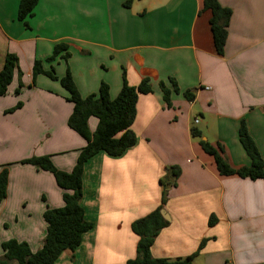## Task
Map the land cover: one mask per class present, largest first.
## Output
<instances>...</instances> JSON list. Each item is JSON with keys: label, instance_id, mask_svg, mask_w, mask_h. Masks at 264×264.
I'll list each match as a JSON object with an SVG mask.
<instances>
[{"label": "crops", "instance_id": "0c3cea01", "mask_svg": "<svg viewBox=\"0 0 264 264\" xmlns=\"http://www.w3.org/2000/svg\"><path fill=\"white\" fill-rule=\"evenodd\" d=\"M19 1L0 0V71L8 53L18 60L0 97V169L8 167L0 257L8 240L25 242L31 252L41 248L44 211L63 205L53 176L20 162L48 156L70 172L85 146L67 126V92L44 75L33 79L39 60L58 79L68 68L81 98L97 94L103 82L115 99L122 76L131 87L142 79L151 86L137 98L135 144L117 157L99 152L85 164L80 205L93 227L54 264H125L138 241L131 223L159 207L166 226L151 246L153 259L264 264V181L221 175L199 144L219 147L232 169L248 167L238 139L244 121L264 161V0H217L231 12L221 56L203 0H132L127 7L128 0H38L28 28L17 20ZM57 44L67 46V62L64 51L49 60ZM160 83L170 92L169 106ZM96 125L88 120L91 133ZM191 128L201 137L193 138Z\"/></svg>", "mask_w": 264, "mask_h": 264}, {"label": "trees", "instance_id": "16d2710c", "mask_svg": "<svg viewBox=\"0 0 264 264\" xmlns=\"http://www.w3.org/2000/svg\"><path fill=\"white\" fill-rule=\"evenodd\" d=\"M132 0L125 3L127 7ZM38 0H20L17 9V20L28 28L26 19L33 15V10ZM203 9L210 11V31L216 53L221 56L226 40V27L230 18V10L221 7L217 0H203ZM67 62L69 53L67 46L57 44L53 48L49 60H54L59 53ZM17 57L7 54L0 71V97L7 94L8 88L13 81L14 72L17 69ZM38 75H44L52 81H58L60 86L67 92V101L72 104V112L67 120V126L85 141V146L79 151L75 165L70 172L56 169L48 156L31 157L20 162L21 165H29L36 169L50 173L59 189L62 191V207L57 209H46L42 215L46 225V233L41 248L31 252L28 244L16 240H8L1 244L3 256L0 264H54L59 256L65 252H74L80 245L83 235L93 227L92 223L84 219V211L80 205L82 196V176L87 161L99 152L111 157L120 156L125 150L136 142L131 125L136 114V102L139 95L151 93V86L147 79H142L136 87L129 86L122 76L121 89L115 99L109 98V88L101 83L97 94L81 98L71 74L66 68L65 75L58 79L53 69L44 71L41 61L35 60L32 66L33 79ZM173 91L178 93V88L173 80H169ZM19 87L21 84L19 83ZM160 88L163 92L164 101L169 106V90L162 83ZM19 93V88L15 94ZM186 100L192 98L191 93H182ZM18 103L10 112L20 107ZM95 118L97 125L91 133L88 128V120ZM190 134L193 138H200V133L191 128ZM238 139L245 154L249 158V166L232 169L221 156L219 147H213L209 143L199 141L202 150L213 157L217 171L223 176L236 175L240 178L264 181V161L250 138L244 121L238 128ZM176 174L174 175V178ZM8 181V167L0 169V204L6 197ZM162 183V180H161ZM164 187V186H163ZM165 188V187H164ZM163 188V189H164ZM167 195L162 192L161 206L165 204ZM161 207L153 210L146 216L131 223V231L138 237L135 257L125 264H191V257L178 258L174 260L153 259L150 249L155 237L166 226V222L160 214ZM204 242L199 245L200 250Z\"/></svg>", "mask_w": 264, "mask_h": 264}, {"label": "water", "instance_id": "95a60500", "mask_svg": "<svg viewBox=\"0 0 264 264\" xmlns=\"http://www.w3.org/2000/svg\"><path fill=\"white\" fill-rule=\"evenodd\" d=\"M160 214L162 215V217L165 219L164 213L163 211L160 212ZM166 220V219H165Z\"/></svg>", "mask_w": 264, "mask_h": 264}, {"label": "built area", "instance_id": "2783aa9c", "mask_svg": "<svg viewBox=\"0 0 264 264\" xmlns=\"http://www.w3.org/2000/svg\"><path fill=\"white\" fill-rule=\"evenodd\" d=\"M197 121H195V123H196Z\"/></svg>", "mask_w": 264, "mask_h": 264}]
</instances>
